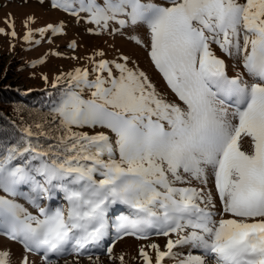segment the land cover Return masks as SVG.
I'll list each match as a JSON object with an SVG mask.
<instances>
[{
	"label": "snow or ice",
	"instance_id": "1",
	"mask_svg": "<svg viewBox=\"0 0 264 264\" xmlns=\"http://www.w3.org/2000/svg\"><path fill=\"white\" fill-rule=\"evenodd\" d=\"M52 7L92 35H127L168 91L103 51L55 77L48 112L14 140L0 136V236L23 250H0V264H97L105 254L126 264L113 251L126 237L165 238L139 247L140 264H264V0ZM34 22L23 41L39 45ZM8 28L0 35L15 39ZM36 32L61 35L63 25Z\"/></svg>",
	"mask_w": 264,
	"mask_h": 264
},
{
	"label": "rangeland",
	"instance_id": "2",
	"mask_svg": "<svg viewBox=\"0 0 264 264\" xmlns=\"http://www.w3.org/2000/svg\"><path fill=\"white\" fill-rule=\"evenodd\" d=\"M29 18L35 21L29 24V28L34 32L33 40H40L39 45L23 41V36L28 30L24 25ZM8 23L14 25L17 36L12 39L8 35H0V79L14 87L25 90L52 89L51 83L57 75L88 64L89 56L97 51H103L108 59H115L120 54L128 56L152 78L158 89L168 91L163 80L151 66L146 51L130 40L127 35H92L88 29L93 26L83 22L77 23L74 17L53 8L52 0H43V3L40 0H0V28L4 29L5 33L11 31ZM61 24L63 25L61 35L45 33L41 38L36 32L37 29L48 25ZM136 35L141 39H147L143 32ZM73 42L76 44L75 50L68 47ZM53 53H59V55ZM74 56L79 59L73 60ZM41 59L45 61L43 64H37L35 68L31 67L34 62ZM44 76L48 77L47 84L43 79ZM60 85L64 83L61 82ZM152 242L158 243L163 248L166 240L163 237H153L150 241H137L126 237L116 241L113 251L117 257L124 254L126 264H140L139 259L136 258L139 247ZM0 250L10 251L14 259H18L23 252L18 244L2 236H0ZM31 259L33 264H42L39 256H33ZM68 259L74 264V258ZM59 264H65L64 260H60ZM81 264H91V262L87 257H83ZM97 264H109L107 255H102ZM116 264H119L118 260ZM166 264H176V262L168 260Z\"/></svg>",
	"mask_w": 264,
	"mask_h": 264
},
{
	"label": "trees",
	"instance_id": "3",
	"mask_svg": "<svg viewBox=\"0 0 264 264\" xmlns=\"http://www.w3.org/2000/svg\"><path fill=\"white\" fill-rule=\"evenodd\" d=\"M58 95V89L25 90L0 79V136L14 140L20 135L18 129L46 114Z\"/></svg>",
	"mask_w": 264,
	"mask_h": 264
}]
</instances>
